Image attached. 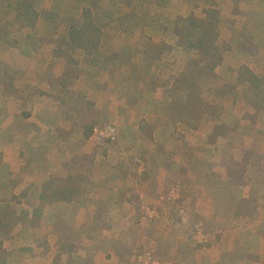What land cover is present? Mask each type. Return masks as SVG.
Instances as JSON below:
<instances>
[{"label": "rangeland", "instance_id": "obj_1", "mask_svg": "<svg viewBox=\"0 0 264 264\" xmlns=\"http://www.w3.org/2000/svg\"><path fill=\"white\" fill-rule=\"evenodd\" d=\"M133 1L137 3V6L139 5V3L142 4L143 2H147L149 5L148 7L151 9V13L145 15L140 13L136 8L131 9L129 13L121 16H126L128 17L127 19L122 21L114 20V22H106L110 23V28L109 26L104 25L105 23L103 18L99 19L91 11L85 16L84 13L86 10L82 9L81 5L76 4V0H56L55 6H53V3L49 0H24V4H22L23 2L19 1L14 7H12L11 4L8 5L9 0H0V148L6 146V154L4 155V157L8 154L12 158H17L19 157V154H17L16 149L13 148L15 136L14 134L16 132H21L23 130L27 131V136L23 138L25 139L24 141L27 143V145L35 143L37 139L36 136L38 135L39 142L48 149L54 148L57 145L58 140L60 139L59 136L62 135L64 139L62 148L63 152H61L62 154H59V157L55 161L56 163L63 164L65 160H67V157H65L64 159L62 155L66 154L68 157H70L67 162H70L74 157L77 164L84 166L88 170H91V159L81 157V154H84V152H81V150H88L91 152L87 154L88 156L97 151V156L94 158L93 162L94 169L103 168L105 164L109 163V160L107 162L105 161V159H103V156H105L107 152L109 154H112V158H115V156H117L119 161H122L121 167L123 166L125 168L121 169L120 171L121 173L126 174L130 169L137 168L141 166L140 163L143 164L146 162H144L143 158H139V153L145 151L148 152V150L150 151L151 148H149V143H147V140H144L143 136L145 134L152 135L153 130L152 127H144L145 125H143V122H145V120L147 119L151 121V118L155 117L158 114H162L163 111H165L164 109H166L167 111H165L164 113L167 115L165 117H169V120H173L174 116L180 118L181 114L179 115L178 110L180 109V104L182 105L183 103L177 104L178 106L174 105L173 108L175 110L172 111L170 108L163 105V98L168 99L169 96L171 97L172 93L182 90L181 86H185L184 84L187 81H197L199 83V86H203L200 87V91L191 89L189 90L188 88L186 91L185 87L183 91V95H185V100L183 99V102H188L184 105H186L188 109L191 110L190 112L186 113L184 118L194 122L189 124V126L186 125V123H182L181 125L174 127L171 125L170 121L166 119L167 121L164 124V127H161L163 128L164 132H167L169 137H171V142L165 143V152H163L164 157L161 160H151V169L153 170L151 176L152 179L146 183H149V185L152 186V189L155 192L154 196L156 195L154 197L156 200L153 204L155 216L153 218L149 216L148 218L153 219V221L143 220L148 216L146 208L149 206L147 205V203L140 205V199L138 198V200H136V203L132 206H129L126 203H123L120 206L117 205L116 207L119 209L118 211H115L110 206L111 209L108 211L110 212V216H108L110 221L102 223V225H100L99 227H101V230H115L117 231H114L116 235L123 234L121 242L123 252L124 249L133 247L131 253L134 254V260L133 262L129 261L130 264H137V257L140 254L144 256L146 253H151L153 255L155 263H146V261H143L141 264H192L191 259L189 260V256H200V258L204 259L201 263L203 264L205 260L209 261V259L207 258H210V260L213 259L216 252L219 253V251L218 249H216V252H214L212 256V254H210L208 250L202 249L204 247L199 246L201 245V240H197L196 238V227H203L204 233L206 234L204 239L211 238V242L208 244L210 246H205L206 248L211 247L217 237L215 238L216 235L213 234L214 231L208 226L206 220L194 217V197L190 194H186V196L184 193H180V189L182 188L184 192V185L182 183L181 186V184H179L180 181L176 182L174 179L175 177L179 178L184 173L183 171L179 170L180 167L178 166H186L189 171L191 170L190 172L192 174L194 173L195 176L199 177L197 179V182H202L203 176L210 170L208 164V154H210L212 148L214 146H217V148L221 147L220 149L223 152L226 148L224 144L219 141L214 145L212 144L213 142H211V140L217 138V135H226V129H221V127L223 126L222 123H225L226 127H229V120H227V118L225 117H227L228 114H238V118L241 119V115L245 112V106L247 105L246 103L252 102V104L257 106V108L258 106H264V69L260 67L261 64L255 58H253L252 60L256 62V65L255 63H246L247 60H245V56L248 54V52L240 54L239 51L240 49L246 48L247 44L245 43V46L242 44L243 46L240 47V42L244 41L241 40L243 36L238 37V35L236 34L237 29L242 26L244 22L247 21V24L250 23L251 16L249 14L240 15L239 6L237 7L238 10L235 6L234 12L231 6L232 3H234V0H232V3H229L231 0H155V3H152L153 0ZM155 4H158V6H155ZM166 5H173L171 8L168 7L169 9H166V11L170 10L171 12H175L177 15L176 18H171L170 16H167L161 12L165 9ZM193 5H195L194 9H192ZM162 6H164V8L160 9V11L158 8ZM207 10L211 11V14L213 13L216 15L214 23L216 24L217 37L216 41L213 43V49L210 55H204V52L202 51H195L192 54L197 59L200 57L201 61H199V67L197 68V64H195L192 60H189L191 57L190 52H192V50L189 51L188 49H185L184 41L188 39L189 43L197 42L196 39L198 38L199 31L196 28L197 26H194L193 23H202L203 21H205V19H207ZM241 10L243 11V8H241ZM32 11H38V14L40 12V14L38 15V20L41 21L40 23H37L39 24L38 29L34 31H31V27H33V24H27L24 19L19 18L20 13L31 15ZM47 12H50L52 14L58 13V16L62 15L59 20H68L66 16H71L70 20L74 19V21L81 22V27L84 24H91L92 28L90 30L88 29L89 31L86 35L83 36V39H93L92 41H94L95 43L96 40H99L98 47L95 50L91 51L90 56H94L101 47L102 49L106 47V50L110 51L113 47V44L116 47L121 44L120 46L122 47H132V49L136 48L137 50H139L140 47L142 48L145 44L147 46L145 50H139L135 52L142 51L145 54L154 52V60L143 62L144 65H146V69L148 70V75L146 76V78L144 77L143 79H141L142 82L137 83L140 86L133 84L129 90L125 91L128 93L124 95L128 97H133L135 95V98H142V100L144 99L143 102L141 104H136V106L134 108L131 107V109H127V107L124 106L125 113L123 114L122 118H116L110 115L100 123V125L115 123L121 137L120 141L115 146H109L106 143L101 144L98 142L97 137H91V139H89L91 141L88 140V142H84L83 146L79 147L78 149L74 147L78 142L68 141V138L71 135H77V133L80 131L79 126H81V124H85L87 121H89L88 118L86 119L82 117L80 119V117L84 115V112H80L78 106L73 105L72 103H70V101L67 102L66 97L64 96V92L71 91L73 85L76 88H80V86L84 88L82 86V84L84 85V83L78 84V82L74 79H78L80 74H82L80 71V65L85 66V63L82 64V62H84V58H87L88 52H82L81 49H67L63 45L62 39L64 37H67L68 34L61 37L60 30L59 28H57V25L59 24L45 18ZM74 16L82 17L75 18ZM257 20L263 24L264 16ZM144 21H150V23H152V27L144 24ZM233 21L235 23L231 24V22ZM164 23L170 25L171 28L166 29L163 26L157 25H164ZM230 24L234 27V29H232L233 27L230 28ZM115 25H118L117 30H113ZM261 27L264 29V26ZM195 29L197 30L196 33H194ZM177 31L181 33V36H179L180 39H176L175 37ZM32 32L34 34L38 33L36 34V36H34V38H38L37 41L29 40L27 38V35L33 34ZM117 32L120 35L117 34ZM189 33H192V35L189 36ZM209 35H212V33L209 32ZM113 37L115 38V40L113 39ZM105 38H107L106 41ZM55 39H57V41ZM39 40L41 43L39 42ZM169 40H171L170 44H173V50L169 52L168 56H166L167 51L165 50H168L166 46L170 45L167 43ZM248 40L247 41L250 43L257 41V39H255L253 35L252 37L248 35ZM261 40H264V37H262ZM208 43L206 45H210ZM250 43L248 47L250 46ZM49 44H51L52 46L49 47ZM34 51L36 53H39V57H37L36 59H33ZM251 53H254V49L249 53V55H252ZM162 55L164 60L162 58L160 59V56ZM27 59H33L30 65L27 64ZM162 60L164 61L162 65L160 67H157V63L159 64V62H161ZM176 60L179 61V64L175 67V65H171V62ZM76 61L79 62L78 65H75V67L74 63ZM103 63L106 64L105 59H103ZM16 65H18L21 69L20 72H16ZM69 66V69L65 68ZM180 67L181 69H179ZM186 67L187 70L185 72L183 71V68L185 69ZM31 69L34 70L37 75H35L34 73L32 76ZM195 69H197L195 71L196 73L202 74L200 80L197 78L196 74H194ZM66 70L67 75H65ZM150 72L151 74H149ZM236 72L237 74H235ZM85 75L86 74H84L83 76L85 77ZM176 75H178V77L175 81L173 77H175ZM209 78L212 80V82H208L210 81ZM121 80L122 79L120 78H116L114 81V85H117V87L121 86ZM119 81L120 84H116ZM205 81H207L208 83H213L212 85L215 87L217 86V88H221L223 85L228 84L230 85V87H232V90L236 91L237 93L235 94L233 92L232 94L228 95L230 96L229 98L225 99V101L227 102H232L234 112L231 113L230 111H225L222 109L224 118L208 117L209 122H207V124H199V121L200 123L202 121V117L206 119L208 112H210V109H212L213 106L218 108L222 107V105L224 106V103H226L224 100H221V98H224L222 96V93H220L217 88L216 90L213 89V94L207 90L208 87L212 86L207 84L208 86L205 87ZM172 82L174 83L172 84ZM248 82L253 86L255 85L260 87L256 88L258 89L257 93L252 94L250 91L244 93L243 88H246L245 86L248 84ZM27 85L30 86L31 90L25 87ZM127 86H129V84ZM117 87H111L109 90L115 89ZM51 89H54L56 91L55 93L57 94L61 102H66L64 105L65 112H67V110L69 109V114L76 115L77 119L75 120L74 115H72V122L66 123L65 119L61 117V120H58L57 125L54 126V128L57 127L56 129L53 128L54 130H52L51 132H48L46 130V132L48 133H45L41 130L43 128L47 129V127H41V129H39L41 135H39L37 131L38 126L36 125L35 121L36 119L38 121H42L41 117L43 115V110L33 109L31 111L33 115V121L30 122L31 125L27 128H25V122H20L19 117H25L24 114L27 111L31 110L30 108L27 109V104H30V102L28 101H30V99L35 96V91H46ZM20 90L23 92L20 93ZM120 91L121 90H118L116 92L119 93L118 96H115L114 92H111L113 93L111 99L112 101L114 100V104L116 102L118 104L119 102L122 103L120 99H122L123 92ZM151 93H153L151 98L152 103L151 101H149ZM188 95H191L192 97L189 98ZM234 96L236 97L235 99L233 98ZM15 98H19L20 101L16 102L17 100ZM245 98H249L248 101L243 100ZM86 99L87 98H85V96L84 98L80 97L79 103L84 105L85 103H87ZM106 99L111 101L109 97H107ZM201 104H204V106L201 107ZM197 108L198 110L196 111ZM71 109H74L72 113H70ZM149 109L151 110V112L149 111ZM263 109L258 108L259 111ZM151 113H153L154 115H152ZM145 116L147 119L144 118ZM118 119H121V123L116 121ZM44 120L49 121V119ZM195 124H198V128L196 129L193 128ZM33 126H35L36 129H34ZM138 126H141V128H139V133H137ZM169 126H172L170 132L167 131L170 128ZM83 127H85V125H83L82 128ZM247 127L252 126L250 125ZM247 127H243L241 129L244 134L246 133ZM236 128L237 130L239 129V127ZM145 129L147 132H144ZM83 130L84 132L89 131L86 135H88V138H90L89 135L91 131L89 129ZM222 130H224L225 133H223ZM232 130L233 129H229V133ZM234 132L236 131L233 130V133ZM244 134L236 132L235 134L229 136V140L232 139L233 141L231 142L230 146V154L235 153L237 155H244L246 149H250L252 141L250 140L249 135L247 137H244ZM149 135L146 136V138H148ZM159 136L160 134L158 135L157 133V140ZM139 137L140 139H138ZM31 141L32 143H30ZM254 148L255 147H253V149ZM70 150L72 151V154H70ZM25 152L26 148L22 153L24 154ZM120 154H123V156H120ZM263 155L264 154H262V156H260L259 158V160L262 161V166H264V158H261L263 157ZM255 156L256 154L252 157L257 158ZM249 158L250 157L247 158V161ZM254 158H251V160ZM249 163L253 164V160ZM211 165L215 164L213 163ZM55 166L59 165H53V167ZM159 167L162 168L163 173H161ZM143 170L145 172V169ZM194 170H196V174ZM6 172L8 173L7 178V174H5ZM89 173L90 171H87V174ZM0 175L1 179H5L7 181L6 185L3 188H0V198L3 197V199L6 200L12 198V196H16L18 199H21L20 201H23L19 202L22 205L23 209L29 206L26 203L23 204L24 199L22 194V192L24 194L26 192H30L29 190L31 187L29 186L31 182H29L30 180L28 175L24 173V171L20 170H15L14 172L12 171V174H10L8 172V168L6 169L4 166L0 170ZM40 178V181L44 182V179L46 177H44V174H42ZM67 179L69 180V183L72 182V184L76 183L78 185V182L83 180V174H81L74 168V173ZM13 180L15 181V183L13 182L14 184L12 185ZM9 186L13 187V189H11V187ZM141 186L143 189V185ZM32 187H34V189L31 190H36V187L33 185V183ZM124 188H128V186H125ZM143 193L144 192L142 190L141 194ZM187 193L191 192L188 190ZM205 195L206 196L201 195V198L203 200L202 203L208 204L209 194ZM189 201H192V206ZM16 207L17 206H15V208ZM11 210V207H8V212H10ZM136 213L137 220L134 218ZM1 214L2 219L0 220V252L1 255L6 256V258H4L5 262H8L9 256L7 257V255H10V253H12V258L13 256L16 257V255L22 257L23 250L21 246H18L19 242H17V238H15V235H7V233H10L11 229L13 232V228L15 227L17 220L11 221L10 213H6L4 215L3 213ZM5 216L7 217L5 218ZM135 220L136 224L139 226L137 230L143 231L144 234L141 236H137L136 233H133L131 239L130 235H127L125 233L129 232V230H136L133 225ZM41 223L46 224V222ZM166 224L172 226L171 231H168L171 227L165 229V227L168 226ZM92 227L93 224L92 226H90V228ZM159 230H161V232L158 233ZM177 230L180 231L181 234H183L181 236V234L179 233L178 239L176 241L175 236L170 235L173 232H177ZM162 232H164L165 235H163ZM95 234L98 233L96 232ZM21 235L22 233H20L19 237H21ZM24 236L25 234H23L22 239L24 238ZM80 238H83V235H81ZM83 239L76 240V242L81 245V247L84 245V243L89 241L88 238L87 241H84ZM177 244L181 245L177 246ZM64 245L65 244L63 243L55 245L57 251L56 253H64L62 252L64 251ZM180 248L186 251H181ZM4 249H6L5 254L3 252L5 251ZM86 249L88 248L80 249L76 254L81 257L83 263H85L84 258ZM7 250H9L10 252L8 253ZM19 251L21 252L19 253ZM173 251H177L178 253L181 252V257L172 258L171 253L168 255L169 252ZM202 251H204L203 254ZM17 252L19 255L17 254ZM182 255L184 256L183 258ZM108 256L111 257L110 254ZM65 257L66 259H68L67 254H64V257L60 258ZM31 258L32 256L26 258L17 257L15 258L14 263L31 264L29 261Z\"/></svg>", "mask_w": 264, "mask_h": 264}, {"label": "crops", "instance_id": "obj_2", "mask_svg": "<svg viewBox=\"0 0 264 264\" xmlns=\"http://www.w3.org/2000/svg\"><path fill=\"white\" fill-rule=\"evenodd\" d=\"M19 1L23 2L22 4H24V0H9L8 5L11 4V6L14 7ZM49 1L53 3V6H55L56 0ZM152 3H155V0H153ZM229 3H232V0ZM76 4L81 5L82 9L86 10L84 13L85 16L91 11L99 19L103 18L105 23L104 25L107 26L110 25V23H106L108 21L114 22V20L122 21L127 19L128 17L121 16L129 13L131 9L134 8L138 9L140 13L145 15L151 13V9L148 7L149 5L147 2H143L142 4L139 3L137 6V3H135L133 0H76ZM155 6H158V4H155ZM172 6L173 5H166L165 9L162 11L160 9H163L164 6L158 9L165 15L170 16L171 18H176L177 15L175 12H171L170 10L166 11V9H169ZM231 6L234 12L235 6L237 10V7L239 6L240 15L249 14L251 16L250 23L247 24V21L244 22L243 25L240 26L236 31L238 37L243 36L241 40L244 41L240 42V47H242L245 43L247 44L246 48L240 49L239 53L244 54L248 52V54L245 56L246 59L244 58L247 60L246 63H255L256 65V62L252 60L255 58L261 64L260 67L264 69V40H261V38L264 37V29L261 26H264V23L262 24L257 20L264 16V0H234V3H232ZM194 7L195 5L192 6V9H194ZM241 8H243V11ZM57 14L58 13L52 14L47 12L45 18L51 20L52 22H57L59 24L57 25V28L60 30L61 37L64 35L66 36L69 34L70 27L77 21H74V19L70 20L71 16H66L68 20H59L62 15L58 16ZM80 17L82 16L75 18ZM38 21L39 20L31 22L34 23L32 31L38 29L39 24L37 23L41 22ZM233 23L235 22H231V24ZM144 24L152 27V23H150V21H144ZM165 24L166 23H164V25H157L163 26L166 29L171 28L170 25ZM109 27L111 28V26ZM232 27L233 26L231 25L230 28ZM114 29L117 30L118 25H115L113 30ZM232 29H234V27ZM36 34H31L29 40L37 41L38 38H34ZM117 34L119 33L117 32ZM248 35L251 37L253 35L257 41L251 43L248 42ZM175 37L176 39H180L177 34ZM67 38L68 36L64 37L62 41L68 40ZM106 39L107 38H105V41ZM113 39L115 40L114 37ZM55 40L57 41V39ZM170 42L171 40H169L167 43L170 44ZM249 43L250 46L248 47ZM120 45L121 44L116 47L113 44V47L110 51L106 50V47H104V49L101 47L94 56H90V54H88L87 58H84V62H82V64L85 63V66L80 65V71L82 74H80L78 79H74L78 82V84L84 83V85L82 84L84 88L81 86L80 88H76L73 85L71 91L64 92L67 102L70 101V103L73 105L78 106L80 112H84V115L81 116L80 119L83 117L86 119L88 118L89 120L85 124H81V126H79L80 131L77 133V135H71L68 138V141L78 142L77 145L74 146L77 149L82 147L84 142H88V140L91 139V137L88 138V135L85 134L82 128L83 125L87 126L88 124L95 122V120L102 122L110 115L116 118H122L123 114L125 113L124 106H126L127 109H131V107L134 108L136 104H141L144 100H142V98H135V95L133 97L124 96L126 93H128L125 91L129 90L133 84L135 85V82H137L139 77L148 75V70L146 69V65L143 63L139 64L138 68H135L133 64L135 63L133 61L134 58L132 59L130 56H128V54L125 53H120L117 60L111 62L113 53L119 52L121 49L128 50V47H122ZM50 46L52 45L49 44V47ZM146 47L147 46L144 44L139 50L143 51L146 49ZM166 47L168 49L165 50L167 51L166 56H168L169 52L173 50V44L167 45ZM253 49L254 53L249 55ZM139 50L136 48L132 49L134 53L135 51ZM194 52L195 50L190 52L191 57L189 60H192L195 64H197L198 68L199 61L201 60L200 57L197 59L194 57V55H192ZM38 55L39 53L34 51L33 59L39 57ZM161 58L163 59V55L160 56V59ZM33 59H27V64L30 65ZM103 59H105L106 64L103 63ZM163 60L159 62V64L157 63V67L162 65L164 62ZM172 64L176 67L179 64V61H173L171 62V65ZM15 68L16 72H20L21 69L18 65H16ZM65 68L69 69L70 66ZM179 69H181V67ZM186 70L187 67L185 69L183 68V71L186 72ZM196 70L197 69L194 70V74H196L197 78L200 80L202 74L196 73ZM65 72V75H67V70ZM34 73L35 72L32 73V76ZM84 74H86L85 77L83 76ZM149 74H151V72ZM235 74H237V72ZM35 75H37V73H35ZM177 77L178 75L173 77V79L176 81ZM114 78L122 79V84H120V81L116 83L120 84L121 86L118 85L119 87H117V85H114ZM205 82V87L208 85L212 86L208 87L207 89L210 93L216 90L217 86L215 87L212 85L213 83H208L212 82L211 79L210 81ZM173 83L174 82H172V84ZM128 84L129 86H127ZM184 85L185 86H181L182 90L176 92L183 94L184 87L186 91L187 88L189 90L191 89L200 91V87H203L202 85L199 86L197 81H187ZM25 87L30 88L28 85ZM111 87L117 88L109 90ZM245 87L246 88H243L244 93L250 91L252 94H254L257 93L258 89L256 88L259 86H253L248 82ZM118 90L123 92L122 99H120L122 103L119 102L120 105L117 102L114 104V100L112 101L111 99L113 95L111 92H114V95L118 96L119 93H116ZM217 90L222 93L224 99L221 98V100L224 101L230 97L228 96L229 94H232L233 92L235 94L237 93L236 91L232 90V87H230L228 84L223 85L221 88H217ZM44 92V95L41 93H36L35 96L30 99V101H28L30 102L31 107L30 104H27V109L30 108L31 110L27 111L26 113H30V116H26V118L19 117L20 122H25V128H27L31 125L30 122L33 121V115L31 111L33 109L43 110V115L41 117L42 121H38L37 119L35 121L36 125L38 126L37 131L39 135H41L39 131L41 127H47V129L43 128L41 131L45 133L51 132L54 126L57 125L58 120H61V117L65 119L66 123H71V117L74 115L69 114L68 108H66L68 110L65 112L64 105L66 102L64 103L59 100V97L55 93L56 91L54 89L46 90ZM152 94L153 93H151L149 99L151 103ZM84 96L87 98V103L82 105L79 103V99L80 97L84 98ZM107 97H109L111 101L106 99ZM233 98L235 99L236 97L234 96ZM15 99L17 100L16 102L20 101L19 98ZM183 99L185 100V95H183ZM248 99L249 98H245L243 100L248 101ZM162 102L163 105L172 110V95L171 97L169 96L168 99L163 98ZM225 102L226 103H224V106L222 105V107L218 108H221V110L223 109L225 111H230L231 113L234 112L232 102ZM246 104L245 112L241 115V119L238 118V114H228L225 118L229 120V128L232 127L233 130L241 134H244V132L241 131L243 127L245 128L250 125L252 126L247 127L246 133L244 134V137H247L248 135L250 136V140L252 141L250 149L245 148L246 152L244 155H237L235 153L230 154V146L231 142H233L232 139L229 140L230 135H217V138L211 140V142H213L212 144L214 145L219 141L224 144L226 148L224 149V152L220 149L221 147L217 148V146H214L212 148V151H210V154H208V164L210 170L203 176V181L197 182L199 177L195 176L194 173L192 174L190 172L191 170L189 171L186 166H178L180 167L179 170L183 171L184 173L179 178L175 177L174 179L176 182L180 181L184 185V192L183 188L181 187L182 189H180V193H184L185 195L190 194L194 197V217L206 220L208 226L214 231L213 234L216 235L215 238L217 237L211 247L202 249L208 250L212 256L214 252H216V249H218L219 253L216 252L214 258L211 260L210 258H207L209 261L205 260L203 264H264V166H262V161L259 160L260 156L264 154V106H258L259 109H263L259 111L257 106L252 104V102ZM164 110L166 111V109ZM73 111L74 109H71L70 113ZM149 111L151 112L150 109ZM165 111H163L162 114H158L151 118V121L146 118L147 115L144 117L147 119L145 122H143V125H145L144 127H152L153 130L152 135L145 134L143 136L144 140H147V143H149V148H151L150 151L148 150L145 156L146 159L143 158L144 162H146L143 164L140 163L141 166L139 167L141 168L137 167L130 169L128 175H125L120 171L123 169V167H121L122 161H119L117 156L112 158V154L107 152L106 155L104 154L105 156H103V159H105L107 162L109 160V163L105 164L103 168L94 169L93 162L94 158L97 156V151L88 156L87 154L91 153L88 150H81V152H84V154H81V157L91 159V170H88L84 166L77 164L74 157L70 162H67L70 157H68L66 154L62 155L64 159L67 157V160H65L63 164L56 163L55 161L59 157V154H62L61 152H63L62 148L64 139L62 135L59 136L60 139L58 140L57 145L54 148L48 149L39 142L38 135L36 136L37 139L35 143H32L31 141L30 143L32 144L27 145V143L24 141L25 139H23L27 136V131L23 130L21 132H16L14 134L13 148L16 149L17 154H19V157L17 158H12L8 154L4 157L6 154V146L0 148V170L4 166L6 169L8 168V172L10 174H12V171L14 172L15 170L24 171V173H26L29 177V182H31L29 186L31 187L29 190L30 192H26L25 194L22 192L24 199L23 204L26 203L29 205L25 207V209H23L22 205L19 203L23 201H20L21 199H18L16 196H12V198L6 200H4L3 197L0 198V220L2 219L1 213H3V215L10 213L11 221L17 220V223L13 228V232L11 229L10 233H12H7V235H15L17 242H19L18 246L22 247L23 251H21L23 258L32 256V258L29 260L31 264H130L129 261L133 262L134 254L131 253L133 247H128V249H124L123 252L121 243L123 234L116 235V233H114L115 230H101V227L99 226L102 225V223L110 221L108 217L110 216V212H108L111 209L110 206L115 211H118L119 209L116 207L117 205L120 206L121 204L126 203L129 206H132L139 198L140 205L147 203L151 209L154 208L153 204L156 200L154 197L156 195L154 196L155 192L152 189V186H150L149 183H146L152 179L151 176L153 170L151 169V160H161L164 157L163 152H165V143L171 142V137H169L167 132L165 133L161 127H164V124L167 120L170 121L171 125L174 127L182 124L181 119L177 116H174L173 120H169V117H165L167 116L164 114ZM151 114L154 115L153 113ZM219 116L220 115H218L216 118ZM74 117L76 120L77 116L74 115ZM221 117L224 118L223 114ZM44 119H49V121ZM116 121L121 123V119ZM172 126H169L170 128L167 130L168 132L171 131ZM236 127H239V129L237 130ZM33 128L36 129L35 126H33ZM139 128H141V126H138L137 133L140 132ZM46 130L48 132H46ZM144 132H147L146 129ZM236 132H234V134ZM157 133L158 135L160 134L158 140L156 138ZM148 135L149 137L146 138ZM138 139H140V137ZM253 147L255 148L253 149ZM25 148L26 152L23 154L22 152L25 150ZM69 152L72 154L71 150ZM255 154V157L257 158L252 157ZM120 156H123V154H120ZM248 157L250 158L247 161ZM251 158H254L252 159L253 164L249 163L252 161ZM261 158H264V155ZM210 163H214L215 165H211ZM55 164L59 166L53 167ZM74 168L83 174V180L78 182V185L76 183L72 184V182L69 183V180L67 179L74 173ZM143 169H145V172ZM159 170L161 173H163L162 168L159 167ZM87 171H90V173L87 174ZM194 171L196 174V170ZM5 174H7V178L8 173L6 172ZM42 174H44V177H46L44 182L40 181ZM252 178L255 180L252 181ZM13 182L15 183V181H12V185L14 184ZM6 183L7 181L5 179H1L0 175V188H3ZM32 183L36 187V190H31L34 189V187H32ZM141 185H143V189ZM125 186H128V188H124ZM11 189H13V187H11ZM142 190L145 194H141ZM188 190L191 193H187ZM205 194H209L208 204L202 203L203 200L201 195L206 196ZM189 202L192 206V201ZM15 206L17 207L15 208ZM8 207H11L13 211L11 210L12 212H8ZM6 217L7 216H5V218ZM134 218L137 220V213ZM148 218L149 216L145 217L143 220L153 221V219ZM136 220L133 224L134 227ZM41 222H46V224H42ZM92 224L93 227L90 228ZM168 227H171L170 230H168L171 231L172 226L168 225L165 227V229ZM135 229L136 230H129V232L125 234L130 235V237L133 233H136L137 236L144 234L143 231L137 230L136 227ZM93 232H97L99 235ZM159 232H161V230H159L158 233ZM20 233H22L21 237H19ZM162 233L165 235L164 232ZM179 233L181 234V232L177 230V232L171 233L170 236L174 235L177 241ZM23 234H25V236L22 239ZM81 235H83L84 239L80 238ZM87 238L89 241H87ZM79 239H83L87 242L81 247V245L76 242V240ZM57 243L65 244L64 251H62L64 253H56L57 251L55 245H58ZM179 245L181 244H177V246ZM83 248H88L85 250V263H83V260L79 255H76L78 251ZM4 250L5 251L3 252L5 254L6 249ZM180 250L186 251L182 248H180ZM21 251H19V253ZM7 252L9 253L10 251L7 250ZM203 252L204 251H202V254ZM170 253L172 258L181 257V252L178 253L177 251H173L169 252L168 255ZM11 254L12 253L7 255V257L9 256L8 259L11 260H8V262H6L7 264H15V258H22L21 256L16 255V257L13 256V259ZM64 254H67L68 259H66V257L60 258L64 257ZM109 254L112 258L108 256ZM183 257L184 256L182 255V258ZM4 258H6V256H3V261L5 262ZM190 259L192 264H201L202 260H204L203 258H200V256H189V260Z\"/></svg>", "mask_w": 264, "mask_h": 264}, {"label": "trees", "instance_id": "obj_3", "mask_svg": "<svg viewBox=\"0 0 264 264\" xmlns=\"http://www.w3.org/2000/svg\"><path fill=\"white\" fill-rule=\"evenodd\" d=\"M206 14H207V19L205 21H203L202 23H193L194 26H197L196 28L199 31L198 32V38L196 39L197 42L189 43L188 39H186L184 41L185 42L184 43V47H185V49H188L189 51L190 50H195V51H199V52L202 51V52H204L203 53L204 55H210L211 52H212V49H213V43L216 41V37H217V35H216L217 34L216 33V24L214 23L216 15L213 14V13L211 14V11H209V10L206 11ZM19 18L24 19L25 22H27V24H34V23H31V21L35 22V21L38 20V13L35 12V11H32L31 15L20 13L19 14ZM91 28H92L91 24H86V25L84 24L81 27V22L78 21V22L74 23L70 27V31H69L68 38H67L68 40H63V45L67 49H70V48L76 49V50L81 49L82 52H88L87 55L90 54L92 50H95L98 47V40H99V39L96 40V43H95L94 41H92L93 39H89V40L88 39H86V40L83 39V36L86 35L87 32ZM197 30L195 29L194 33H196ZM31 31H32V29H31ZM209 32H211L212 35H209ZM176 33H177L178 36H181L180 32L177 31ZM191 35H192V33H189V36H191ZM30 36L31 35H27V38L29 39ZM208 42H210V43H208ZM207 43L210 44V45H206ZM120 53L121 54H123V53L128 54V56H130L132 59L134 58L133 61L135 63H133V64H134L135 68H138L139 64H142L143 62L154 60V58H153L154 52L153 53L150 52L149 54H145L143 52H135L134 53V51H132V49L128 47V50H122L121 49V50H119V52L113 53V55L111 57V62L116 61L117 58L119 57ZM139 58H141V59H139ZM74 64L77 65L78 61H76ZM33 72H35V71H32V73ZM144 77L146 78V76L139 77L137 79V82H135V85L140 86L137 83L142 82L141 79H143ZM253 77H255V76H253ZM28 89L31 90L30 88H28ZM22 92L23 91H20V93H22ZM36 93L37 94L41 93L42 95L45 94L44 91H35L34 95ZM171 95H172V100H173V102H171L172 111L175 110L173 108L174 105L178 106L177 104L183 103L182 105L180 104V106H179L180 109L178 110V113H179V115L181 114V117H180L181 118V123H186V125L189 126V124L193 123L194 121H191L189 119L184 118L186 113L191 111L190 109H188V107L186 105H184V104H187L188 102H186V103L183 102V94L182 93L174 92ZM188 97L191 98L192 96L188 95ZM202 106H204V104H201V107ZM197 110H198V108L196 109V111ZM218 115H220L218 118H222L221 117L222 116L221 108L218 109L217 107L213 106L212 109H210V112H208L206 119H204L202 117V121H201V123L199 121V124H207V122H209L208 117L216 118ZM24 116H25V118H26V116L29 117L30 113H25ZM100 123H101V121L95 120V122H92V123L88 124L87 126L83 127V129H89L91 131L89 136L91 137L93 132H94V129L96 127H105L107 125H115V124H112V123H110V124L108 123L106 125H100ZM222 125L223 126L221 127V129H226V133L224 132V130H222L223 133H225L227 136L234 134L233 130L229 133V129H232V127L231 128L226 127V125L224 123H222ZM209 126H210V124H209ZM56 128H54V129H56ZM193 128H195V129L198 128V124L197 125L195 124ZM88 132L89 131H86L85 134H88ZM227 133H229V134H227ZM119 141H120V137H118L117 141L107 140L106 144L109 145V146L110 145L111 146L112 145L115 146ZM101 144H103V143H101ZM139 154H140L141 158L146 159L145 158V156L147 154L146 151L145 152H141ZM123 168H125V167H123ZM125 175H128V173H126ZM251 180L254 181L255 179L252 178ZM179 184H181V186H182V182H180ZM210 242H211V238L209 239L208 243L201 244L199 246L206 248L205 246H210V245H208ZM0 264H7L6 262L3 261V256L1 255V252H0Z\"/></svg>", "mask_w": 264, "mask_h": 264}, {"label": "built area", "instance_id": "obj_4", "mask_svg": "<svg viewBox=\"0 0 264 264\" xmlns=\"http://www.w3.org/2000/svg\"><path fill=\"white\" fill-rule=\"evenodd\" d=\"M93 137L98 138V142L106 143L107 140H113L117 141L119 137V131L115 125H107L105 127H96L93 132ZM147 214L151 216L152 218L155 216V210L151 209L150 207L146 208ZM195 235L197 240H201V244L208 243L209 239L205 238L204 229L202 226H197ZM204 239V240H203ZM138 261L137 264H141L143 261H146V263H154V257L151 253H146L144 256L140 254L137 257Z\"/></svg>", "mask_w": 264, "mask_h": 264}, {"label": "clouds", "instance_id": "obj_5", "mask_svg": "<svg viewBox=\"0 0 264 264\" xmlns=\"http://www.w3.org/2000/svg\"><path fill=\"white\" fill-rule=\"evenodd\" d=\"M112 124H115V123H112ZM92 138H93V134H92V136H91ZM119 137H120V135H119ZM121 138V137H120ZM99 143H103V142H99ZM104 144V143H103ZM149 216V215H148ZM142 217H143V215H142ZM135 227L138 229L139 228V226L135 223Z\"/></svg>", "mask_w": 264, "mask_h": 264}, {"label": "bare ground", "instance_id": "obj_6", "mask_svg": "<svg viewBox=\"0 0 264 264\" xmlns=\"http://www.w3.org/2000/svg\"><path fill=\"white\" fill-rule=\"evenodd\" d=\"M155 263V262H154Z\"/></svg>", "mask_w": 264, "mask_h": 264}]
</instances>
